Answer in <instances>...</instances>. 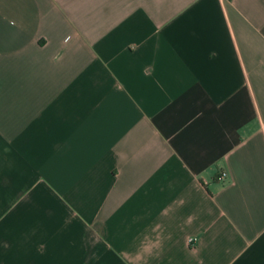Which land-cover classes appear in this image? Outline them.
<instances>
[{
    "label": "crops",
    "instance_id": "crops-1",
    "mask_svg": "<svg viewBox=\"0 0 264 264\" xmlns=\"http://www.w3.org/2000/svg\"><path fill=\"white\" fill-rule=\"evenodd\" d=\"M0 264H264V0H0Z\"/></svg>",
    "mask_w": 264,
    "mask_h": 264
},
{
    "label": "built area",
    "instance_id": "built-area-1",
    "mask_svg": "<svg viewBox=\"0 0 264 264\" xmlns=\"http://www.w3.org/2000/svg\"><path fill=\"white\" fill-rule=\"evenodd\" d=\"M224 177H226V175H225V174H222L220 177H218V180L221 181V180L224 179ZM194 241H195V240H192V239L190 240V242H192V243H193Z\"/></svg>",
    "mask_w": 264,
    "mask_h": 264
}]
</instances>
